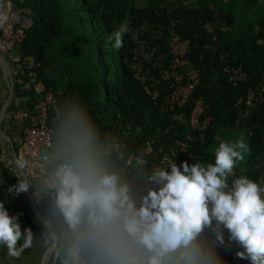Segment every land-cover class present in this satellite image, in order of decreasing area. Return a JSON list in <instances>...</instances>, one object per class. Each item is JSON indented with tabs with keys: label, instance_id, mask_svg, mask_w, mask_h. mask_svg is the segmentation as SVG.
I'll return each instance as SVG.
<instances>
[{
	"label": "trees",
	"instance_id": "16d2710c",
	"mask_svg": "<svg viewBox=\"0 0 264 264\" xmlns=\"http://www.w3.org/2000/svg\"><path fill=\"white\" fill-rule=\"evenodd\" d=\"M26 36L22 52L35 56V76H22L32 88L30 105L48 92L57 99L50 122L53 145L71 154L86 151L102 168L127 183L139 206L154 185L148 175L169 159L214 162L221 141L243 137L249 151L234 168L236 176L264 180V0H24ZM22 19V18H21ZM128 31L122 47L113 32ZM190 42L188 59L201 80L182 108L164 109L169 83L161 65L171 62L170 39ZM147 55L149 58H146ZM241 68L244 82L232 79ZM21 82L17 84L20 88ZM260 97L247 103L248 91ZM203 98L206 130L189 124L193 100ZM80 101L90 114V137L72 119ZM70 161V160H69ZM1 170V169H0ZM18 183V175L3 168ZM14 196L17 198L18 193ZM210 229H205L209 234ZM225 243H229L227 238ZM81 242L64 229L65 253Z\"/></svg>",
	"mask_w": 264,
	"mask_h": 264
},
{
	"label": "clouds",
	"instance_id": "9594fccd",
	"mask_svg": "<svg viewBox=\"0 0 264 264\" xmlns=\"http://www.w3.org/2000/svg\"><path fill=\"white\" fill-rule=\"evenodd\" d=\"M7 19L0 16V23ZM128 31L121 25L112 34L122 47ZM72 119L90 137V114L79 102ZM249 151L243 137L221 141L214 162L194 163L169 159L148 175L150 187L139 206L118 174L100 167L76 148L71 159L55 171V203L72 235L105 264H224L219 249L227 240L239 245L236 256L249 264H264V180L236 176L234 168ZM23 167V161H17ZM15 192L29 184L18 179ZM10 191L12 189H9ZM210 229L205 234V229ZM19 242V243H18ZM33 233L23 232L17 215L0 202V246L19 257L32 246ZM81 244H74L72 255ZM67 264V262H66Z\"/></svg>",
	"mask_w": 264,
	"mask_h": 264
},
{
	"label": "crops",
	"instance_id": "0c3cea01",
	"mask_svg": "<svg viewBox=\"0 0 264 264\" xmlns=\"http://www.w3.org/2000/svg\"><path fill=\"white\" fill-rule=\"evenodd\" d=\"M25 15L15 11L12 1L0 0V16L7 17L3 23H0V53L7 61L5 68L0 63V112L9 94V83L11 82V85L15 87L14 100L2 121V130L10 141L0 134V169L8 168L13 171L14 175H18L20 179H23L13 152L15 150L18 160L23 161L22 168L30 182L33 200H35L42 215L55 229L57 244L53 254L46 260V264H66V262L67 264H90V250L86 246L80 243L81 246L78 250H75V256H73L74 249L72 248L69 253H65L63 245L64 229L67 221L55 203L56 178L54 173L59 164L69 162L70 153L68 150L62 146L53 145L48 149H43L39 157L19 158L21 154H27L28 152L25 143V129L37 125L40 117L38 107L40 101L31 106L32 88L26 81L21 82L24 75L32 77L25 69L22 59V43L13 41L10 38L18 25L26 24ZM19 82H21V86L17 88ZM13 110H23L27 115L20 121L15 120L10 117ZM4 179L8 181L5 177ZM8 182L13 184L11 180ZM13 191V187L11 191L6 187L0 188V202H4V206L10 215L18 216L22 232L25 227L31 229L33 242L32 246L25 248L19 257L10 256L6 247L0 246V264H41L45 252L53 242V233L38 220L33 211L28 191L18 193L17 198H15ZM235 250L236 248L230 242L228 244L224 243L219 249L224 264H237L232 258V253Z\"/></svg>",
	"mask_w": 264,
	"mask_h": 264
},
{
	"label": "built area",
	"instance_id": "2783aa9c",
	"mask_svg": "<svg viewBox=\"0 0 264 264\" xmlns=\"http://www.w3.org/2000/svg\"><path fill=\"white\" fill-rule=\"evenodd\" d=\"M12 2L24 1V0H10ZM14 9L19 14L30 15L32 12L27 7H19L14 5ZM26 36L25 29L22 25H18L14 32L11 34L10 38L13 41H18L23 44L24 38ZM170 53L171 62L169 66L161 65V78L169 83V93L165 97L164 109L174 110L176 108L184 107L190 100L192 94L194 93L196 87L201 80V72L197 67L190 64L188 59V53L190 51V42L188 40L182 39V37L177 34L174 35L170 41ZM23 61L25 64V69L31 76H35V71L39 66L36 58L33 55H25L23 53ZM232 79L237 82H244L246 76L242 72L241 68L231 69ZM27 74V73H26ZM260 98L256 96L253 90H249L247 94V103L251 104L253 100ZM40 110L39 123L37 125L29 126L25 129V143L28 149L27 154H21L19 158L28 157H39L43 149H48L53 146L55 132L50 125L53 119V111L59 113V108L57 105L56 97L48 92L45 97L40 100L38 104ZM205 102L204 99L199 97L193 100L191 105V113L189 117V124L193 129L196 130H206L210 124V117L204 119L203 115L205 112ZM53 110V111H52ZM27 113L23 110H14L11 112L10 117L15 120H22L26 117ZM63 164V163H61ZM59 164L57 168L61 165ZM6 187L12 189L13 184L4 179L3 171L0 170V188ZM224 236L227 238V230H224ZM234 245L236 250L232 253V258L237 264H249V261L241 259L236 256V251L239 248L235 242H230ZM89 263L90 264H105L104 261L100 260L95 253L90 250L89 253Z\"/></svg>",
	"mask_w": 264,
	"mask_h": 264
},
{
	"label": "water",
	"instance_id": "95a60500",
	"mask_svg": "<svg viewBox=\"0 0 264 264\" xmlns=\"http://www.w3.org/2000/svg\"><path fill=\"white\" fill-rule=\"evenodd\" d=\"M0 63H1L3 68H5L7 65V61L2 57L1 53H0ZM14 97H15V87H14V85H11V82H10L9 83V94H8V97H7L6 101L4 102V105H3L2 110L0 112V134H2V136L6 140H9V141H10L9 137L2 130V121H3L4 117L6 116V113L8 112V109H9L12 101L14 100ZM13 152L15 154L16 161H18L17 154H16L15 150H13ZM19 169L21 171L23 180H25L29 184L28 194H29L31 202H32L31 204H32V208H33L34 213L36 214L38 220L41 221L42 224H44L46 226V228L49 229L53 233V242H52L51 246L48 248V250L45 252L44 260L41 263V264H46V260L48 258H50L51 254H53L55 245L57 244L55 229H54L53 225L46 219V217H44L42 215V213L39 211V209L35 203V200H33L32 189L30 186V182L28 181V178L26 176V173L24 172L23 168L19 167Z\"/></svg>",
	"mask_w": 264,
	"mask_h": 264
},
{
	"label": "rangeland",
	"instance_id": "374dc122",
	"mask_svg": "<svg viewBox=\"0 0 264 264\" xmlns=\"http://www.w3.org/2000/svg\"><path fill=\"white\" fill-rule=\"evenodd\" d=\"M193 1V0H192ZM20 25H22L23 27H24V29H25V25L24 24H20ZM25 33H26V31H25ZM146 56V58H149L147 55H145ZM14 111V110H13ZM64 252V251H63Z\"/></svg>",
	"mask_w": 264,
	"mask_h": 264
}]
</instances>
